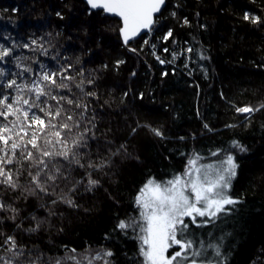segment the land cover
Segmentation results:
<instances>
[{
  "label": "snow or ice",
  "instance_id": "6c2138e0",
  "mask_svg": "<svg viewBox=\"0 0 264 264\" xmlns=\"http://www.w3.org/2000/svg\"><path fill=\"white\" fill-rule=\"evenodd\" d=\"M81 2L87 19L79 29L84 38L77 37L78 52L67 43L73 37L59 26L17 36L5 30L0 41V264H232V233L196 229L215 227L244 200L242 194H232L241 168L237 156L249 151L239 139L210 148L206 155L195 147L191 153L179 152L187 157L182 171L160 177L149 173L131 197L133 211L123 217L115 213V225L103 234V243L77 247L52 240L53 231L65 232L69 210H92L81 202L85 195L95 197L103 190L107 200L121 204L119 186L128 166L145 164L132 142L140 130L161 142L169 139L162 124L139 115L140 102L146 95L154 102L155 90L134 87L135 68L128 83L109 86L106 74L119 72L127 61L115 58L111 68L107 61L92 66V45L103 48L114 37L116 45L134 54L147 47L157 65L172 66L160 71L161 84L177 67L191 76L193 63L207 79L213 59L211 43L201 38L211 36L217 26L206 6L189 9L188 0ZM64 7L73 11L74 0H65ZM54 15L65 20L63 10ZM242 19L264 29V0L258 7H245ZM185 29L188 38L182 39L179 32ZM258 50L262 55L259 62L252 61L253 69L264 73V45ZM140 58L152 74L153 65L146 56ZM219 95L226 99L223 91ZM226 102L245 114L242 122L226 123V129L240 123L250 127L255 114L264 111V99L242 106ZM114 110L129 114L125 126L101 127ZM196 115L203 121L198 107ZM203 129L216 130L207 121ZM42 234L48 238L46 246L31 242ZM121 237L137 241L136 250L116 246Z\"/></svg>",
  "mask_w": 264,
  "mask_h": 264
},
{
  "label": "trees",
  "instance_id": "16d2710c",
  "mask_svg": "<svg viewBox=\"0 0 264 264\" xmlns=\"http://www.w3.org/2000/svg\"><path fill=\"white\" fill-rule=\"evenodd\" d=\"M261 3L262 0L255 3L252 0H188L189 9L196 4L206 6L208 17L217 22L211 36L201 37L212 45L213 59L207 79L193 63L191 67L195 71L191 76L187 74V69L177 67L175 75L169 71V76L161 84L160 71L165 67L170 70L172 66L157 65L147 47L141 54L130 53L116 45L114 37L106 39L103 48L97 49L92 45V66L107 61L111 68L115 58L127 61L120 66L119 72L109 71L106 74L109 86L128 83L129 74L135 68L137 78H134V87L145 92L149 88L155 90L154 102L147 95L140 102L139 115L154 124H162L169 139L161 142L147 129L140 130L132 142L142 153L145 164L128 166L119 186L118 199L121 204L117 206L107 200L103 190L95 197L85 195L81 202L84 208L92 210H69L64 220L65 232L56 235L53 231L52 240L56 244L83 247L85 243H103V234L115 225V213L123 217L133 211L131 197L149 173L160 177L172 171H182L187 157L179 152L191 153L195 147L206 155L210 148L227 147L232 139H239L248 146L249 151L237 156L241 168L233 183L232 194H242L244 200L234 207L233 213L224 221H217L215 227L207 225L196 231L220 234L223 230L232 233V246L235 249L232 264H264V111L255 114L250 127L240 123L239 127L233 129L224 128L226 123L242 122L245 117V114L236 113L226 100L242 106L264 99V73L254 70L252 65V61L259 62L262 55L258 49L264 45V29H257L242 19L245 7L255 8ZM64 4L65 0H0V41L4 40L5 30L17 36L29 30L59 26L64 27L66 36L73 37L67 43L78 52L77 37L84 38L79 29L87 19L81 12L84 5L81 0H74L75 7L70 12ZM221 5L225 8L222 13L218 11ZM13 8H18V11L13 12ZM57 10H63L65 20L61 21L54 15ZM187 32V29L181 30L179 36L187 39ZM133 46L139 47V44ZM141 56H146L147 62L153 65L152 74H148ZM197 83L199 88L196 87ZM221 91L226 99H221ZM197 107L203 121H207L215 131L203 129V121L196 115ZM128 115L127 112L118 114L115 110L111 111L104 116L101 127L110 125L114 130L123 128L124 118ZM191 133H196L194 141ZM179 136L186 139L180 141L177 139ZM169 149L179 151L169 153ZM168 155H171L170 160L165 158ZM47 239L42 234L41 238H32L31 242L46 246L44 241ZM25 240L28 238L25 237ZM109 246H113L111 242ZM116 246L134 252L138 242L121 237L116 241Z\"/></svg>",
  "mask_w": 264,
  "mask_h": 264
},
{
  "label": "water",
  "instance_id": "95a60500",
  "mask_svg": "<svg viewBox=\"0 0 264 264\" xmlns=\"http://www.w3.org/2000/svg\"><path fill=\"white\" fill-rule=\"evenodd\" d=\"M131 53V52H130Z\"/></svg>",
  "mask_w": 264,
  "mask_h": 264
}]
</instances>
